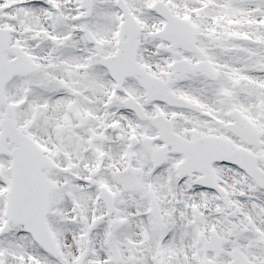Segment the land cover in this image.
<instances>
[{
    "label": "snow or ice",
    "instance_id": "snow-or-ice-1",
    "mask_svg": "<svg viewBox=\"0 0 264 264\" xmlns=\"http://www.w3.org/2000/svg\"><path fill=\"white\" fill-rule=\"evenodd\" d=\"M0 264H264V0H0Z\"/></svg>",
    "mask_w": 264,
    "mask_h": 264
}]
</instances>
